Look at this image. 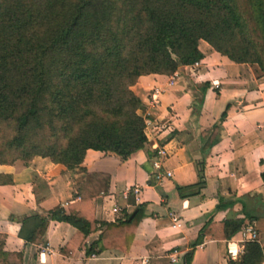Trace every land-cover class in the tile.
Wrapping results in <instances>:
<instances>
[{
    "label": "trees",
    "instance_id": "16d2710c",
    "mask_svg": "<svg viewBox=\"0 0 264 264\" xmlns=\"http://www.w3.org/2000/svg\"><path fill=\"white\" fill-rule=\"evenodd\" d=\"M200 39L246 63L255 76L264 74V0H0V122H13L3 149L18 152L14 160L47 157L83 173L74 179L78 200L30 216L31 226L19 229L21 239L38 243L46 222L55 220L75 229L61 255L69 256L97 229L85 254L128 252L142 207L116 221H97L92 200L106 187L100 172L81 167L84 152L125 159L142 148L148 116L130 86L140 75L171 74L199 60ZM217 128L213 123L200 131V150L217 142ZM14 160L0 158V164ZM260 178L264 183V173ZM11 182L10 174L0 172V185ZM234 203L242 217L206 220L182 264H190L202 237L228 238L264 216V202L255 194L219 197L214 210ZM4 239L0 233V264H22L21 252L5 250ZM226 264H264L263 250L257 241H245L240 256Z\"/></svg>",
    "mask_w": 264,
    "mask_h": 264
},
{
    "label": "crops",
    "instance_id": "0c3cea01",
    "mask_svg": "<svg viewBox=\"0 0 264 264\" xmlns=\"http://www.w3.org/2000/svg\"><path fill=\"white\" fill-rule=\"evenodd\" d=\"M197 49L201 53L197 66L179 65L171 74L140 75L130 86L150 122L142 148L125 159L112 152H84L81 167L100 172L106 187L92 200L97 221H116L122 213H132L135 205L142 207L128 252L105 249L85 254L100 232L97 229L69 256L61 255L59 249L75 229L55 220L46 222L38 243L19 237L21 227L31 226L30 216L78 200L74 179L83 173L41 156L0 164V172L10 174L12 180L0 185L5 250L21 252L22 264H182L183 254L206 220L242 217L239 203L214 210L219 197L255 194L264 202L260 178L264 173V74L255 76L246 63L229 60L202 39ZM153 86L162 89L154 106L148 104ZM155 123L158 127H153ZM213 123L218 125V140L202 151L199 133ZM152 146L165 148L167 157L161 166L170 172L157 183L152 180ZM133 186L136 193L127 194ZM252 223L264 260V216ZM239 245L240 231L221 240L204 236L193 249L190 264H226L227 246Z\"/></svg>",
    "mask_w": 264,
    "mask_h": 264
},
{
    "label": "built area",
    "instance_id": "2783aa9c",
    "mask_svg": "<svg viewBox=\"0 0 264 264\" xmlns=\"http://www.w3.org/2000/svg\"><path fill=\"white\" fill-rule=\"evenodd\" d=\"M191 64L193 66H197L198 61H194ZM172 83H173V79L171 78L169 80L168 84L170 85ZM161 93H162L161 88H159L158 86H153L150 89L149 94H148V104H150L152 106L156 105L159 102L158 96ZM142 113L145 114L144 111H142ZM149 123L150 122L148 119L144 120V129ZM153 127H158L157 123L153 124ZM166 157H167V151L165 150V148L163 146H152V158L150 160V164H151L152 169H153L152 180L154 181V183L159 182L164 177L170 176V172L165 170L161 166V161ZM136 191H137V188L135 186H133L131 189H129L127 191V194L129 192L132 194H135ZM115 210L116 209L113 208V211H115ZM239 231H240L242 245H239L238 247L227 246L226 251H227L228 259L236 260L240 256V254L242 253L243 243L245 241H248V240H255L256 230L253 227L252 222H248L245 225H243ZM43 251H44V248L41 247L38 255L40 256L43 253Z\"/></svg>",
    "mask_w": 264,
    "mask_h": 264
},
{
    "label": "rangeland",
    "instance_id": "374dc122",
    "mask_svg": "<svg viewBox=\"0 0 264 264\" xmlns=\"http://www.w3.org/2000/svg\"><path fill=\"white\" fill-rule=\"evenodd\" d=\"M141 112V111H140ZM13 134V122L12 120L0 122V158L7 160H14L18 155L16 151H6L3 149L4 142L9 139Z\"/></svg>",
    "mask_w": 264,
    "mask_h": 264
}]
</instances>
